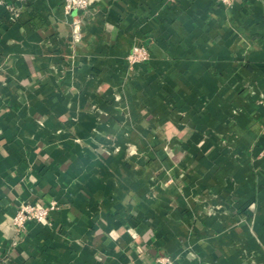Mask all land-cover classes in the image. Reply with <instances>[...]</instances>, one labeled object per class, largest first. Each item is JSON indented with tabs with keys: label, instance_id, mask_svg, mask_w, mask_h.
I'll list each match as a JSON object with an SVG mask.
<instances>
[{
	"label": "crops",
	"instance_id": "0c3cea01",
	"mask_svg": "<svg viewBox=\"0 0 264 264\" xmlns=\"http://www.w3.org/2000/svg\"><path fill=\"white\" fill-rule=\"evenodd\" d=\"M89 2L0 0V264H264V0Z\"/></svg>",
	"mask_w": 264,
	"mask_h": 264
},
{
	"label": "built area",
	"instance_id": "2783aa9c",
	"mask_svg": "<svg viewBox=\"0 0 264 264\" xmlns=\"http://www.w3.org/2000/svg\"><path fill=\"white\" fill-rule=\"evenodd\" d=\"M90 9L89 0H64V10L67 15L70 14H85ZM16 13H14L15 15ZM74 38L79 40L81 38V21L76 19L73 22ZM148 59V52L142 47H136L133 54L129 57L131 64H138ZM58 210L56 202H52L48 206H37L33 204H26L22 206L13 220V224L17 234H23L26 230V225L29 222L39 224L46 223L50 217L51 212ZM157 264H174V260L170 257H162Z\"/></svg>",
	"mask_w": 264,
	"mask_h": 264
},
{
	"label": "trees",
	"instance_id": "16d2710c",
	"mask_svg": "<svg viewBox=\"0 0 264 264\" xmlns=\"http://www.w3.org/2000/svg\"><path fill=\"white\" fill-rule=\"evenodd\" d=\"M30 21H32V20H30ZM36 21V20H35Z\"/></svg>",
	"mask_w": 264,
	"mask_h": 264
}]
</instances>
